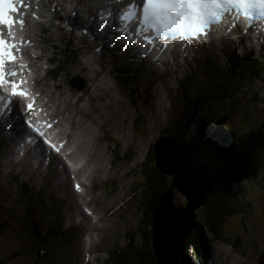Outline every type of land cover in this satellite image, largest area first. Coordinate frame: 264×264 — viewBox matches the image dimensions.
<instances>
[{
	"label": "rangeland",
	"instance_id": "obj_1",
	"mask_svg": "<svg viewBox=\"0 0 264 264\" xmlns=\"http://www.w3.org/2000/svg\"><path fill=\"white\" fill-rule=\"evenodd\" d=\"M46 29L50 30L51 28L46 26ZM40 31H37V40L34 42L35 51L29 50L33 54L36 52L39 55L41 52L44 54L43 59L32 60V67L36 69L33 70L32 68L33 72L43 75L40 76L41 79L33 75L34 87L35 84H38L35 90L37 91L39 88L44 99L51 98V95L55 101H58V108L62 111L63 108L66 109L64 113L70 115L69 123L74 121L75 124L82 125L88 133L86 136L82 133L77 134L73 129L71 131L79 137L82 135L85 145L88 144L87 140L90 143L93 142L90 149L79 151L73 145L70 147L73 148V155H77L76 157L83 156V152H89L94 156V162L99 168L94 166V169L100 176L94 180L90 189L86 190L85 199L90 202L89 204L96 207L100 206L101 209L105 208V211L108 210L111 214L109 217L112 219L101 223L97 222L98 225H104V230L91 233L92 245L89 252H86V246H84L80 234V231L83 232V230L92 228L86 222H84L85 226L82 230L80 228L74 229V232L65 233L62 237H43L47 231L45 224L52 227L53 225L49 220L59 218V214L53 212V209L57 208L56 204L49 205L53 199L46 194L52 189L51 182L45 180L43 186H46L47 192H44L42 191L43 187H38L37 184L34 185L32 181H28L29 189L32 192V200L30 201L28 196H22V191H27L26 187L20 183H16L17 186L14 185L15 177L10 181V185L3 186L5 184V180H3L0 182V225L3 224V229L0 231V264H41L42 262H44L42 264H52L53 261H57L55 264H116L117 252L120 253L122 249L125 250L128 245L145 246L146 241L142 242L143 235L139 233L141 228L144 229L145 226L141 216L142 197L136 191L137 186L142 183L138 164L142 162L146 153L152 148L150 145L152 143L156 145V141L163 130L178 123L177 119L181 110L184 112L193 111V119H190L193 124L195 123L194 120H205L206 124L221 120L218 123L229 129L233 136L238 137L243 145L248 146V149L252 151L250 157L254 166L253 180L247 182L244 189L237 193L240 200L244 198L245 201H249V205L247 212L235 214L225 220L223 232L228 241L223 242L220 239H215L206 230L204 220H202L205 215L204 205L195 211L192 223L193 226L197 222L199 223L204 246L202 256L206 259L205 264H208V258L212 257V253L216 254L226 264H258L257 258L264 251V68H262L259 81L252 80L237 85L236 88L232 87L231 89H237V91L235 94L233 91L230 92L228 96L231 98L229 100L226 99L227 95L219 91L217 87L215 88L218 94L215 93L216 91L214 92L213 102H210V98L199 102L192 96L198 91L197 89L201 90L205 82L210 79H207L209 74L202 68V64L206 63L205 58L209 54L215 56L221 64L222 62L240 59L241 55L245 57L248 54L259 55L264 58V46L257 45L246 37L237 41L238 47L230 46V40H228V45L226 48L224 47L226 52L221 51L219 44H214L212 47H208L207 42L204 45L200 44L199 48L195 49L193 59L189 61L190 64L178 68L179 75L172 76L173 81L171 78H165L164 83H157L158 87L166 90V93L160 90V95H163L164 98L161 99L160 95L156 96L157 105L162 104L163 107V102L164 104L167 103L169 108H173L168 114L165 111V106L164 111L160 113L148 105H142L141 99H144L143 96L147 93L142 90V87L153 80L151 75L146 76L144 74L146 70H139L141 74L136 81L134 80V84H131V81L127 85L119 86L120 79L115 75H119V73L105 72L102 68L103 64L94 60L93 67L89 66V68H95V70L86 69L84 71L82 69L83 72H81L78 69L81 76L73 75V72H66L68 76L73 78H68L67 75L64 77L63 73L70 70L75 61V55L71 52L72 45H65L59 35H46L43 29ZM38 37L39 42H37ZM66 37L70 39L69 35ZM55 38L61 39V43L55 42ZM53 42L55 43L54 46ZM252 44L254 47L250 48ZM32 47L31 45L30 49ZM228 52H233L235 58H229ZM31 57L33 56L31 55ZM47 57L49 58L48 65L45 59ZM112 62L117 67L116 62ZM99 63L102 65L99 66ZM119 67H122L120 63ZM32 70L28 69L30 74ZM97 70L102 74H95ZM88 71L93 74L90 75ZM186 76L195 88L187 95V98H191L189 99L190 103L185 105V102L181 103L178 97L184 91L180 92V87ZM68 79L72 81L65 84ZM143 79L147 81L143 82ZM88 80L92 81L93 84H88ZM44 82L48 83V87L47 84H42ZM57 83H60L61 88ZM218 85L221 84L218 83ZM148 88L150 90L153 86L148 85ZM188 89L189 85L186 93L189 92ZM152 90L159 91L158 88ZM128 96L135 99L134 107L131 106ZM172 99L177 101H172ZM192 99L195 102L193 106L190 105L193 104ZM153 100H146V103L150 102L151 104ZM43 102L45 101H42V104ZM46 105L51 111L55 110L52 103L46 102ZM175 112L178 115L172 117ZM56 113L59 115L56 119L61 123L62 114ZM137 118L140 121H136ZM136 122L139 123L138 125L142 122L141 129L136 125ZM63 123L65 125L64 120ZM219 130L220 128L216 126L215 131ZM116 156L119 160H115ZM125 156L127 159L122 160ZM194 156H198L197 158L200 159L198 147L197 155L194 153ZM195 162L198 163V160ZM90 169L91 167L88 166L77 175L84 176ZM196 170V168L192 170L193 173L196 174ZM196 175L198 181H201V176ZM165 177L167 180L170 178ZM17 178L21 181L24 179V175H19ZM180 182L182 179L179 180ZM34 183L37 181L35 180ZM133 189L136 192H133ZM7 190L10 191L9 197L12 198L9 203L3 202L1 197ZM80 192L85 194L83 191ZM172 193L174 205L184 206L186 204V198L182 193L176 190H173ZM59 204L60 207L63 206L62 203ZM81 204L83 203L80 202ZM101 209L97 210L99 215H101L99 213L102 211ZM55 224L63 227L61 218L55 221ZM146 230L149 232L148 229ZM66 243L67 245H65ZM147 245L150 246L149 242ZM189 253L190 250L185 248L178 259H181L184 264H197L194 257L191 260ZM200 262L198 264H202L203 261Z\"/></svg>",
	"mask_w": 264,
	"mask_h": 264
},
{
	"label": "bare ground",
	"instance_id": "obj_2",
	"mask_svg": "<svg viewBox=\"0 0 264 264\" xmlns=\"http://www.w3.org/2000/svg\"><path fill=\"white\" fill-rule=\"evenodd\" d=\"M36 1H39L40 3H37L36 5H34L35 8L32 7L31 8V12H34L35 13V17L38 19L39 22L36 21V18H33L32 17L34 15L33 13L28 14L27 11L25 12L26 24L24 26L25 27L24 36L26 37V39L30 43H32V46L33 47L30 50L35 51V49H34L35 43L34 42H35V40H37V36H38L37 31H40V30L43 29L45 31V34L46 35L47 34L52 35V36L59 35V38H62V40H63V42H64L65 45H70V46L72 45V47H73V49H71L72 50L71 52H72L73 55H75V61L73 62L72 66H71V63L69 62V65L71 66L70 67L71 69L70 70H67V71H65L63 73L64 77H66V75H67L68 72H71V73L73 72V75L81 76V75H79V72H78L79 70L78 69H80L81 72H83V70L85 71L86 69H93V70H95V68H89V66H92L93 65L94 60H98L99 62H101L103 64L104 71L107 72V73H109V71H111V73H112V72L117 71V69H119L118 68L119 67V58H120V56H122V53L118 52V53H116V56H114L115 57L114 60H115V62L117 64V67H116V65L110 60V58L112 57L113 54L107 52L104 47L99 46L100 45V40H102L103 38H106L107 37V30L106 29L105 30H98V27H97L98 25H97V23L95 21L92 23L91 26L94 29H96L95 36H99L100 37L99 42L97 41V43H96V44H98V46H97L98 47L97 55L94 52V50L92 49L94 47V45H95V40L93 38H89L86 41H82L81 43H79L78 45L75 46L73 44L72 38L69 37L71 39V41H70V39H68L66 37L69 34V30L70 29L72 30L73 34L75 35L74 29L75 28L78 29V27H79V23H78V21H76V18H77L76 17V13H74V14L71 15V12L76 11L75 10V6H74V5H76V3H81V4L85 3V4H87L89 6L87 8V10L90 9V11L88 12V14H90V15L93 16L94 10H96L97 6L102 7V5H106L105 4V1H108V0H36ZM79 8L80 9H83L84 7L82 5ZM50 10H51V13H50ZM48 16L49 17L51 16L50 21H48V19H47ZM39 18H40V20H39ZM46 20H47V22H45ZM61 23H63V24H61ZM46 26L47 27H50L51 29L50 30L46 29ZM15 28L17 29V33H18V28L17 27H15ZM14 37H15V35H13V34L9 36L10 42L13 45L16 42V40H15ZM245 37H247V35H245ZM59 38H55V42L56 41H59L61 43V39H59ZM257 38H259V37H257ZM105 40L107 42L106 43V48L110 49L111 52H113L114 50H120V49H118V48L115 47V44H112L114 42L112 39L106 38ZM37 42H39V37H38V41ZM54 44L55 43L53 42V46H54ZM192 45H193L192 46V50L193 51H195V49H198L199 46H200L197 43H192ZM231 45H234V44H231ZM226 46H227V44L225 43V41H221L220 44H219V47H220V49H221L222 52H226L224 50V47L226 48ZM235 46L238 47V44L235 45ZM260 46H264V41L262 43H260ZM253 47L254 46L252 44V46L250 48H253ZM233 54H234L233 52H228V55H230L229 58L230 57H233L232 59H234L235 56H233ZM31 55L33 57H31ZM131 56L133 57V59H129L128 62L125 64V66L126 67H129V68L139 69L143 65L144 60H146V55L145 56H142L140 59H136V57L133 56V55H131ZM30 57H31L32 60H34V59H43L44 54H42V52L40 53V55L37 52H36V54L30 53ZM209 57H211V59L214 62L217 61V58L215 56L209 54ZM257 57H260V56L257 55ZM45 59L49 61V58L48 57L45 58ZM30 65L31 66L33 65V61L30 62ZM3 67H4L5 73H7L9 71H15L16 72V76H14V77L13 76L5 75V82H9V81H18L19 82L20 79L18 80V78L23 76V72L22 71H17L15 69V68H18V65H16V67L14 68V66L10 65V62L8 61V62H6L4 64ZM31 68H33V70L35 69L34 67H31ZM135 69H128V70H126V72L129 73L131 70H134V71H132V73H134L135 72ZM121 72H124V71L123 70H120L119 71L120 76H121ZM178 72H179V70L175 66L172 69L165 68V72L163 74H164V76L171 78V80L173 81L172 76L173 77H176V75H179ZM32 73H33V75L35 77L37 76L38 78L40 76L41 77L43 76V75L36 74L35 72H32ZM88 73L90 75L93 74L91 71H88ZM100 73L102 74V72H100L98 70H97V72H95V74H100ZM144 74L145 75H148L147 73H144ZM122 75H123V79L120 80L121 81V83H120L121 85H127L131 81H132L131 84H134V80H135L134 77L124 76L123 73H122ZM102 76L104 77V75H102ZM41 77H40V79H41ZM53 80H55V79L53 78ZM123 80H125L126 83H124ZM71 81L72 80L68 79L67 81H65V84L70 83ZM88 81L90 82V83L88 82V84H93L92 81H90V80H88ZM142 81L143 82H146L147 80L146 79H143ZM18 82H17V84L18 85L20 84V86H22V82H19V83ZM0 84H3V83H0ZM42 84L43 85L47 84V87H48V83L47 82L46 83L44 82ZM57 84L59 85V88H61L60 87V83H57ZM37 85L38 84H35L36 89H37ZM56 88H58V87H56ZM153 88L156 89L155 87H153ZM153 88H151L149 90L148 84H146V85H144V87H142V90H145L144 92H147L144 96L142 95L144 97V99H141L143 101L142 105H146V106L148 105V106H150V108H153L155 111L162 113V111H164L165 104L163 102V105H164L163 107H162V104L157 105V100L155 98H156L157 95H160V90H163L165 93H166V90L164 88L158 87L159 91H156V90H152ZM25 90L27 91V90H29V88L25 87ZM37 91L39 92V99L42 100V101H45L44 102V107L49 111L50 118L51 119H54L55 120V123L59 127L63 128V130L61 132V137H58V139H62V147H63V150L69 155V157L74 158V157L77 156L75 154L73 155V148L70 147L71 145H73V147L76 148L79 151H81V150L86 151V150L90 149L91 146H92V144H93V142L90 143L89 140H87V143L88 144L85 145L84 144L85 142L83 141L84 138H83L82 135L79 137L78 135H76V134H74V133L71 132L72 129H73L74 131L77 132V134L82 133V134H85L86 136H88L87 135L88 133L85 131V129L82 127V125L75 124L74 121H72V123H69V120L71 118H70V115L69 114L64 113V110H66V109L63 108V111H62L60 108H58V106H57L58 105V101H55L52 98L51 95H50L51 98L47 97L46 99H44L41 96V90L38 88ZM150 91H152V93H150ZM160 96H161V99L164 98L163 95H160ZM190 98H186V99L189 101ZM151 99L152 100L154 99L153 102H151V104H150V102H147L146 103V100L148 101V100H151ZM172 101H177V100L172 99ZM46 102L47 103H50V104L52 103L54 105L55 110L53 109L54 111H50V109H48L46 107L47 106L46 105ZM192 102H193V104L191 103L190 104L191 106H193L195 104V102H194L193 99H192ZM56 112H59L60 114H62L61 117L63 118V120L65 122V125L63 123L62 118H61V123L58 120H56V117L59 116V115H57ZM68 113H71V112H68ZM202 122H205V120H203ZM18 123H19V120L17 119L16 120V123L14 124L13 130L16 129V126H17ZM177 124L171 125V127L169 129H174L175 127L178 126ZM179 124H180V122H179ZM140 125H138V126L141 129L142 128V125L141 126ZM188 127H190V126H188ZM38 129H39V131L37 133H33L32 132L33 134H36L37 136L36 135H33V136L38 137L40 139H46L48 142L51 141V139L49 137H47L46 132L42 131L40 128H38ZM166 131H167V128H165L163 130V133L164 132L166 133ZM28 133H31V132H28ZM179 140H180V138H179ZM187 140L188 141H191L189 139H187ZM36 141H38V140H36ZM9 142H10L9 138L7 136L3 135L2 138L0 139V149H3V148H6L7 149ZM192 142H194V144L197 147V143L195 141H192ZM67 143H68V145H67ZM153 145L154 144L152 143L150 146L152 147ZM40 146H41V150H42V152L44 154V152H46L47 149L43 145H41V144H40ZM165 147L166 146H164L163 144L160 146V148L166 149L167 151H169ZM150 149L152 150V148H150ZM189 151H190V149H189ZM188 152L186 153V158L188 159V163L186 164V166L189 167V168H191L190 166L192 165V161H191L190 154ZM181 155H185V154L184 153H181ZM80 156H82V155H80ZM82 157L84 159H87V160H85L84 164L76 171V174L82 172L88 166L91 167V169L88 170V172L84 175L85 176L84 179L86 180V182L78 183L79 186H80V189L85 193L84 195H83V193L82 194H79V193L74 192L73 189H71L70 186H68L66 182H64V183L63 182H60L59 178L54 177L53 173L54 174L56 173L57 166L58 165H61L60 164L61 162H60L59 158H57L55 155L51 158L50 164L47 167L46 174L44 175V178L47 177V181L51 182L52 189L49 188V189H51V191L48 192L49 197L51 199H53V201H55V202L62 203L67 210H70L71 209L70 210L71 212L73 210H78V211L82 212L80 202H82L83 204L88 205L91 208L92 212L96 215V221L93 222L91 220V217L89 215L87 216V215H85L83 213L82 222L74 226L76 230L78 228H80L82 230V228L85 226L84 222H86L88 225H90L92 228L90 230H83V232L85 234L89 235V237L91 239L92 238V236H91V233L92 232H94V231H103L104 230V228H103L104 225H98L97 222H100L101 223L102 221L103 222L104 221H110L112 219V217H109V215L111 216V214L108 212V210L105 211L104 210L105 208L104 209H101V208H99L100 206L99 207H96L95 205L89 204L90 202L85 199L86 198L87 191L90 189V187L93 184L94 180L97 177L100 176V174L97 171H95V169H94V166L97 167L96 164H95V162H94V158H93L94 156H92L89 152H83V156ZM116 157H115V160H119V158L118 157L116 158ZM124 159H127L126 156H125V158H122V160H124ZM88 163H90V164L88 165ZM11 164L12 163L10 162V165L9 166H11ZM194 164L195 165L193 166V169H195L197 167L195 161H194ZM61 167L64 170L65 174L67 175L66 168L63 167V165H61ZM18 168H19V173L16 174V172H14V170L16 169V166L15 167H12V166L9 167L10 171L13 172V177H15V176L18 177L19 175L21 176L22 172H24V177L27 178V181H32L34 185L37 184V183H34L35 182V174H38L41 178L43 177V176L40 175V172H39V169L38 168L32 169L31 166H30V164L28 162H26V161L22 162V164H20L18 166ZM197 170H199V169H197ZM0 178L6 180L2 170H1V173H0ZM171 180H172V177H171ZM0 181H2V180H0ZM7 192H8V190H7ZM207 199H208V197H207ZM207 199L205 201H207ZM31 200H32V195H31ZM39 201H41V199H39ZM245 202H247V201H245ZM196 206L197 205L194 206L195 211L198 210V209H200L203 205L200 206V207H198V206L196 207ZM94 208H96V209H94ZM98 209H101L102 210L101 212H99L101 215H99L97 213V210ZM195 211H193V219L191 220L192 222H193L194 217H195L194 216ZM237 214H239V213H237ZM65 215H66V212L61 214V222H62L63 227H64V217H65ZM174 220L175 219L173 217L172 218V221L175 222ZM70 221L73 222V223H78L75 219L70 220ZM180 222H181V216H180V213H179L178 223H180ZM196 225H198V224L196 223ZM176 226L174 227V229L176 228ZM195 226L192 225V228H191L190 232L193 230V228ZM35 230H36V228H35ZM190 232H188L187 234L189 235ZM186 237H185V239H186ZM91 245H92V243H91ZM90 246L88 248L86 246V252H89ZM186 248L190 250L189 256L191 257V260L193 259L192 257H194V259L196 260V262L198 264L200 261H197L196 257L194 256V253L192 251L193 249H192L191 245H188ZM202 250L204 251V246H203V249ZM81 252H82V250H81ZM214 256L216 257V254H213V257ZM211 260H210V262H211ZM55 262H57V261H53L52 264H55ZM215 264H217V263H215Z\"/></svg>",
	"mask_w": 264,
	"mask_h": 264
},
{
	"label": "trees",
	"instance_id": "obj_3",
	"mask_svg": "<svg viewBox=\"0 0 264 264\" xmlns=\"http://www.w3.org/2000/svg\"><path fill=\"white\" fill-rule=\"evenodd\" d=\"M256 59L245 57L240 63V67L232 66L225 69V74H220L216 69L214 76L205 82L202 89L196 92L197 101H203L205 99H211L214 92L217 93V89L226 94V99H230L228 91L233 86L244 84L248 81L259 78L263 66ZM224 77L226 84L218 85L216 82H222ZM123 79V78H122ZM124 83L125 80H123ZM121 83V82H120ZM217 87V89L215 88ZM195 88V87H194ZM234 88V87H233ZM235 90V91H234ZM233 91L236 93L237 89ZM218 94V93H217ZM234 94V93H233ZM232 94V95H233ZM216 95V94H215ZM231 95V96H232ZM132 100V99H131ZM136 121H140L137 118ZM190 121L187 114H184L180 124L174 129L167 128L166 133H170L177 138H186L195 141L199 150L200 161L206 165L207 172L214 184V188L210 197L204 204V226L206 230L215 238L220 241L226 242L228 239L224 236L225 220L234 214L247 212L249 202H245L242 198L240 200V190L244 189V185L253 180L254 166L250 157L252 151L248 149V146H244L242 141L233 136L229 129L220 125L221 120L218 122H210L209 126H201L199 129H192L188 126ZM142 123V122H141ZM139 123L136 122V125ZM220 126H218V125ZM219 127L220 130L215 132V127ZM154 158L152 150L145 155L143 161L138 164V172L142 176V183L137 186L136 191L140 194L143 201L142 207V221L145 228L139 231L142 236V242L146 241V245L134 246L128 245L121 252H117L116 264H155V254L151 247V240L153 237V222L157 214L158 197L165 190L168 185L166 177L158 171L153 164ZM133 190V192H136ZM195 216V214H194ZM197 224H199L197 222ZM3 224L0 225V231L3 229ZM148 229L149 232L146 230ZM149 242L150 246L147 245ZM239 242V241H238ZM191 245L194 256L197 261L202 260L203 243L201 237L200 227L196 225L190 234L185 239V248ZM236 246V245H234ZM183 251L181 252V254ZM180 254V255H181ZM176 264H183L181 259H178Z\"/></svg>",
	"mask_w": 264,
	"mask_h": 264
},
{
	"label": "water",
	"instance_id": "obj_4",
	"mask_svg": "<svg viewBox=\"0 0 264 264\" xmlns=\"http://www.w3.org/2000/svg\"><path fill=\"white\" fill-rule=\"evenodd\" d=\"M156 142V145L152 146L153 164L164 176L172 177V180H170V186L168 185L169 187L158 197L151 247L155 254V264H176L185 246V237L193 225L191 220L193 211H195L194 206L200 207L205 204V200L212 193L214 184L207 172L206 165L197 158L198 156H194L195 152L197 155V147L194 142L188 141L186 138L179 140L170 133L161 134ZM162 144L170 152L160 148ZM187 152L191 157V168L186 166L188 163ZM181 153L185 155H181ZM196 160H198L196 169L199 170L195 172L201 176V181H198L197 175L192 171ZM180 179L182 182L179 183ZM173 190L179 191L185 196L186 204L184 206L173 204ZM179 213L180 223H178ZM173 217L175 222L172 221ZM257 262L264 264V251L257 258Z\"/></svg>",
	"mask_w": 264,
	"mask_h": 264
},
{
	"label": "snow or ice",
	"instance_id": "obj_5",
	"mask_svg": "<svg viewBox=\"0 0 264 264\" xmlns=\"http://www.w3.org/2000/svg\"><path fill=\"white\" fill-rule=\"evenodd\" d=\"M22 0H0V25L11 27L15 21L11 13L15 12L16 4ZM259 7L264 13V0H143L142 5L129 4V15H138L142 26L152 32L168 36H188L204 33L217 20L225 8H240L245 11ZM137 11L133 12L132 9ZM14 45L0 36V83H5V75L16 76L15 71L5 73L4 64L15 59L12 49ZM11 95L25 96L18 91L16 81H9ZM31 109L32 105H26ZM27 123V122H26ZM48 144V141H44ZM78 187V186H77ZM87 211V209H85Z\"/></svg>",
	"mask_w": 264,
	"mask_h": 264
},
{
	"label": "clouds",
	"instance_id": "obj_6",
	"mask_svg": "<svg viewBox=\"0 0 264 264\" xmlns=\"http://www.w3.org/2000/svg\"><path fill=\"white\" fill-rule=\"evenodd\" d=\"M167 113L169 114L170 112H167ZM173 115H174V114H173ZM173 115H172V117H173ZM174 117H175V116H174ZM177 121H178V120H177ZM179 122H180V120H179ZM190 127H191L192 129H196V128L198 129V127H194V125H192V124H191ZM162 133H163V132H162ZM164 133H165V132H164ZM168 180H169V181H168V185H169V184H170V180H171V178H169ZM168 185L166 186V188L168 187ZM166 188H165V190H166ZM165 190H164V191H165ZM164 191H163V192H164ZM183 250H185V247L183 248ZM183 250H182V251H183ZM182 251H181V252H182ZM211 255H212V254H211ZM212 256H213V255H212ZM179 257H180V256H179ZM216 257H217L218 259H220L218 256H216ZM214 258H215V256H214ZM205 260H206L205 257H204V258L202 257V261H203V262L201 261L202 264H205ZM220 260L223 262V264H226L222 259H220ZM201 262H200V263H201ZM207 262H208V264H214L212 261L210 262V259H209V258H208V261H207ZM42 263H44V262H42ZM42 263H41V264H42ZM176 263H177V262H176Z\"/></svg>",
	"mask_w": 264,
	"mask_h": 264
}]
</instances>
